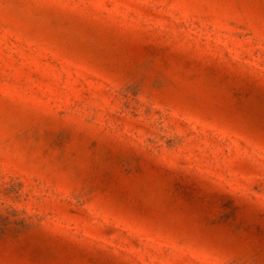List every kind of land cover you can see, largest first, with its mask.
I'll list each match as a JSON object with an SVG mask.
<instances>
[{
    "label": "rangeland",
    "instance_id": "1",
    "mask_svg": "<svg viewBox=\"0 0 264 264\" xmlns=\"http://www.w3.org/2000/svg\"><path fill=\"white\" fill-rule=\"evenodd\" d=\"M0 264H264V0H0Z\"/></svg>",
    "mask_w": 264,
    "mask_h": 264
}]
</instances>
